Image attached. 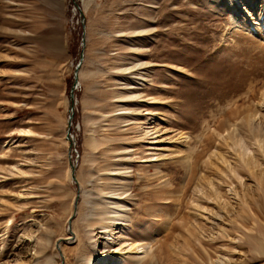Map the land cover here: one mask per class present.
I'll use <instances>...</instances> for the list:
<instances>
[{"label":"rangeland","instance_id":"374dc122","mask_svg":"<svg viewBox=\"0 0 264 264\" xmlns=\"http://www.w3.org/2000/svg\"><path fill=\"white\" fill-rule=\"evenodd\" d=\"M262 238L264 0H0V264H264Z\"/></svg>","mask_w":264,"mask_h":264},{"label":"bare ground","instance_id":"6f19581e","mask_svg":"<svg viewBox=\"0 0 264 264\" xmlns=\"http://www.w3.org/2000/svg\"><path fill=\"white\" fill-rule=\"evenodd\" d=\"M71 124H72V118H71ZM90 144L91 145H94L95 147H96V142H90ZM248 161V160H247ZM247 164V163H246ZM251 165V164H250ZM111 173V172H110ZM102 189V188H101ZM102 191V190H101ZM101 194H102V192H101ZM113 194H114V192H113ZM113 194H110V195H107V194H103V195H105V196H107V197H110V198H112V201L110 200H108V202H109V204H114V205H117L118 207H120L121 205H119L118 203H116L117 201L115 200V199H121V197L118 195V194H116V195H118V196H116V195H113ZM108 204V203H107ZM113 204H112V206H108L109 208L110 207H113ZM220 205V204H219ZM124 207H126L125 205H123ZM115 207V206H114ZM104 208H105V206H104ZM221 208V207H220ZM124 209H127V208H124ZM124 209H120V210H124ZM90 210V209H89ZM119 209H114V208H112V210L110 209V210H108V211H106V214L105 215H100L98 218H99V222H100V228H102L101 230L102 231H105V229H106V227L108 226L107 225V223L109 222L108 220L109 219H112V220H117V219H120V213H118L119 211H120ZM90 211H92V210H90ZM126 211V210H125ZM88 212L89 211H87L86 213H84V216H86L87 214H88ZM110 212H112V213H114L113 215H111L110 214ZM90 215V214H89ZM122 215V214H121ZM111 220V221H112ZM115 222H117V221H115ZM200 226V225H199ZM201 227V226H200ZM107 230V229H106ZM221 231H223V228H221ZM257 250H258V253L257 254H259V255H263L264 254V238H262L260 241H259V243H258V246H257V248H256ZM98 262V261H97ZM104 261H102V262H98L97 264H105V262L103 263ZM19 264H22V263H19ZM46 264H50V261H47V263ZM88 264H90V263H88ZM95 264V263H94Z\"/></svg>","mask_w":264,"mask_h":264},{"label":"water","instance_id":"95a60500","mask_svg":"<svg viewBox=\"0 0 264 264\" xmlns=\"http://www.w3.org/2000/svg\"><path fill=\"white\" fill-rule=\"evenodd\" d=\"M78 66L75 67V71H74V75H73L74 82H76L77 81V78H78ZM70 100H71V113L69 115V123H68L69 127H68V130H67V134H70L71 118L73 116V113H72V108H73V104H74V91H73V87L70 89ZM68 138H70L69 135H68Z\"/></svg>","mask_w":264,"mask_h":264}]
</instances>
